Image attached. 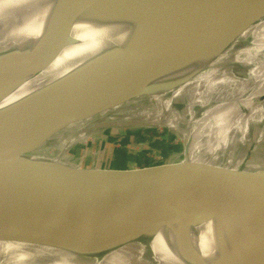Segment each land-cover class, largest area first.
Wrapping results in <instances>:
<instances>
[{
    "label": "water",
    "instance_id": "water-1",
    "mask_svg": "<svg viewBox=\"0 0 264 264\" xmlns=\"http://www.w3.org/2000/svg\"><path fill=\"white\" fill-rule=\"evenodd\" d=\"M86 10L132 24L130 42L0 108V231L16 224L33 235L48 231L98 257L175 226L181 260L211 264L188 232L215 219L217 264H264V169L193 162L184 143L179 150L105 127L59 148L116 107L190 81L264 17V0H55L45 25L68 38ZM20 83L2 69L0 99ZM56 180L78 198L47 193L44 185Z\"/></svg>",
    "mask_w": 264,
    "mask_h": 264
},
{
    "label": "bare ground",
    "instance_id": "bare-ground-1",
    "mask_svg": "<svg viewBox=\"0 0 264 264\" xmlns=\"http://www.w3.org/2000/svg\"><path fill=\"white\" fill-rule=\"evenodd\" d=\"M54 1L0 0V71L21 77V83L0 99V108L55 83L111 47H127L130 42L132 24L96 20L90 10L74 21L68 38L61 35L45 25L46 11ZM236 42L187 83L166 95L150 96L147 111L122 105L130 112H112L107 121L88 124L67 138L62 149L96 127L164 126L182 137L190 161L247 171L264 169L258 161L244 164L240 153L253 121H264V105L250 96L255 91L264 95V17ZM233 65L246 70L236 72ZM44 190L78 198L75 187L62 180L46 183ZM29 231L33 229L19 224L0 231V264H186L174 246L175 226L160 229L147 242L126 243L98 257L77 251L57 234ZM188 233L206 260L217 264L215 219Z\"/></svg>",
    "mask_w": 264,
    "mask_h": 264
},
{
    "label": "rangeland",
    "instance_id": "rangeland-1",
    "mask_svg": "<svg viewBox=\"0 0 264 264\" xmlns=\"http://www.w3.org/2000/svg\"><path fill=\"white\" fill-rule=\"evenodd\" d=\"M242 67L243 66L241 65L240 66L233 65V69L236 72H243L244 70H246V67L245 68L244 67L242 68ZM260 93L261 92L259 91H255L251 93L250 96H255L256 101L264 105V99L260 100V98L263 97L264 95H261ZM135 101L137 102L134 104L135 107L133 111L136 110V112H141V110L147 111L149 108H151L150 103L145 104L143 102V99L141 98H138ZM121 106L116 107L115 109L111 111L117 112L119 114H126L130 112L128 109L122 108L124 107V105L122 107ZM111 120H108V121H111ZM102 121H107V119H104ZM151 126L152 125L142 126V125H131V124H124V125L121 124L119 126V125L113 124V125H108V126H103V127H105V129H108L110 131L112 130V131H115L123 135L132 134L138 137H145L147 139L156 140L162 144H168L173 147H177L179 148V150L182 149V146H183V142L181 140L182 137H180V135H178L175 132V130L174 131L170 130L168 127H164V126H155V127H151ZM103 127H96L94 131L101 129ZM90 131L94 132L92 130ZM91 132L81 134V136L75 139L74 142L84 140ZM248 133L249 134L247 135L244 143L242 144V146H240L241 158L244 161L243 163L245 164L246 162L251 163V162L258 161V163H260L261 166H264V121L260 124H257V122L253 121V124L249 127ZM66 141H67V138L64 137L59 145L60 149L64 147L63 145L65 144ZM244 164L242 165L244 166Z\"/></svg>",
    "mask_w": 264,
    "mask_h": 264
}]
</instances>
